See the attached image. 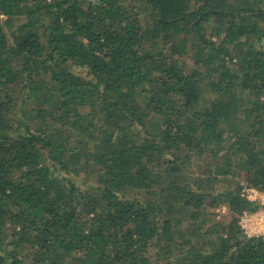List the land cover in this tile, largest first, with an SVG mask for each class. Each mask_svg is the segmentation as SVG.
I'll return each mask as SVG.
<instances>
[{"label": "trees", "instance_id": "obj_1", "mask_svg": "<svg viewBox=\"0 0 264 264\" xmlns=\"http://www.w3.org/2000/svg\"><path fill=\"white\" fill-rule=\"evenodd\" d=\"M242 183L264 0H0V264H264Z\"/></svg>", "mask_w": 264, "mask_h": 264}, {"label": "built area", "instance_id": "obj_2", "mask_svg": "<svg viewBox=\"0 0 264 264\" xmlns=\"http://www.w3.org/2000/svg\"><path fill=\"white\" fill-rule=\"evenodd\" d=\"M241 194L257 204L253 211L243 210L239 215L238 224L246 237H259L264 240V192L242 183ZM225 210L223 206L221 208Z\"/></svg>", "mask_w": 264, "mask_h": 264}, {"label": "rangeland", "instance_id": "obj_3", "mask_svg": "<svg viewBox=\"0 0 264 264\" xmlns=\"http://www.w3.org/2000/svg\"><path fill=\"white\" fill-rule=\"evenodd\" d=\"M242 181H243V180H242ZM225 210H226V209H225ZM225 210H222V209H221L220 211H221V212H225Z\"/></svg>", "mask_w": 264, "mask_h": 264}]
</instances>
